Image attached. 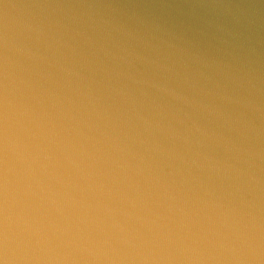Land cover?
<instances>
[{"label":"water","instance_id":"obj_1","mask_svg":"<svg viewBox=\"0 0 264 264\" xmlns=\"http://www.w3.org/2000/svg\"><path fill=\"white\" fill-rule=\"evenodd\" d=\"M0 264H264V0H0Z\"/></svg>","mask_w":264,"mask_h":264}]
</instances>
